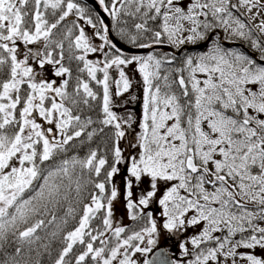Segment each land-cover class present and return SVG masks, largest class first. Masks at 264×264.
Returning <instances> with one entry per match:
<instances>
[{
	"label": "snow or ice",
	"instance_id": "obj_1",
	"mask_svg": "<svg viewBox=\"0 0 264 264\" xmlns=\"http://www.w3.org/2000/svg\"><path fill=\"white\" fill-rule=\"evenodd\" d=\"M95 2L0 0V264H264V0Z\"/></svg>",
	"mask_w": 264,
	"mask_h": 264
},
{
	"label": "rangeland",
	"instance_id": "obj_2",
	"mask_svg": "<svg viewBox=\"0 0 264 264\" xmlns=\"http://www.w3.org/2000/svg\"><path fill=\"white\" fill-rule=\"evenodd\" d=\"M86 32L89 36H92L93 29L90 26H87ZM92 42L96 45L101 43V41L96 37H93ZM158 51H161V50H158ZM162 51L169 52L165 50H162ZM142 55H145V54H142ZM88 58L96 59L97 57H96V54H90ZM44 75L47 76L49 79H55V77L52 76L51 66H48V65L45 66ZM113 75L114 76L116 75L114 70H113ZM128 75L130 79L132 80V88L130 89L129 93L125 94L122 98H119L116 100V103L120 106L115 108L114 110L117 111L118 114L120 115H125L127 112H132L134 113L135 118L138 122L139 117L141 115L142 81H141L139 74L134 71V66L128 70ZM132 96H136L137 99L132 100L131 99ZM135 131H138L137 124H133L132 130H130L126 138L121 141V147L125 150V155H127L128 152L132 151L131 149L128 148V144L129 142H134V132ZM124 167H125L124 165L121 166V173L115 177V183L121 193V196L115 202L114 210H115V215L117 218L124 217L125 222H127L126 209L124 207V200H123V193H124L123 176L125 175ZM142 188H147V182H145L142 185ZM139 191L140 189H134V192H139ZM151 210H153L154 212H158L157 206L155 204L151 206ZM161 245L164 247L174 246L176 247V250H177L176 241L175 240H165L163 236L161 237Z\"/></svg>",
	"mask_w": 264,
	"mask_h": 264
},
{
	"label": "water",
	"instance_id": "obj_3",
	"mask_svg": "<svg viewBox=\"0 0 264 264\" xmlns=\"http://www.w3.org/2000/svg\"><path fill=\"white\" fill-rule=\"evenodd\" d=\"M85 4H87L89 7H91L95 13H99L101 16L104 17L105 19V23L108 24L111 27V23H110V18L106 16V14L103 13V11L100 9V7L98 6V4L95 2V0H82ZM111 36L114 40H116L118 42V46L122 48V50L124 51V53L129 54V55H139V54H145L148 51H150L149 49H142V48H138V47H130V46H126L124 44H122L121 42H119L113 33H111ZM231 46V45H228ZM234 46H239V44H236ZM187 50H192V51H198V50H204L205 46L203 44L199 45V46H186ZM154 50H167V51H173L172 48H170L167 45H158V46H154ZM179 54V53H177Z\"/></svg>",
	"mask_w": 264,
	"mask_h": 264
},
{
	"label": "trees",
	"instance_id": "obj_4",
	"mask_svg": "<svg viewBox=\"0 0 264 264\" xmlns=\"http://www.w3.org/2000/svg\"><path fill=\"white\" fill-rule=\"evenodd\" d=\"M80 2H81L82 4H84V5H86L82 0H80ZM86 6H87V5H86ZM87 7L91 10L92 14H95V12H94L89 6H87ZM69 23H70V21H69ZM111 25H112V21H111ZM112 33L114 34L115 38H116L119 42H121L122 44H124V45H126V46L135 47V46L129 45V44H128L127 42H125V41H121V40H119V37L116 36L114 30H113ZM241 43H242V42H241ZM229 47H239V46H233V45H231V46H229ZM204 50H206V49H204ZM204 50H202V51H204ZM187 51H189V52H191V53L198 52V51H191V50H187ZM160 52H164V51H160ZM125 54H126V53H125ZM126 55H128V54H126ZM145 55H146V54H145ZM93 146H95V145H93ZM85 151H86V149L80 151V155L83 156L84 153H85ZM191 231H192V230H189V234H191ZM168 248H170L173 252H176V253L178 254V252H177V250H176V247H174V246H170V247H168Z\"/></svg>",
	"mask_w": 264,
	"mask_h": 264
}]
</instances>
